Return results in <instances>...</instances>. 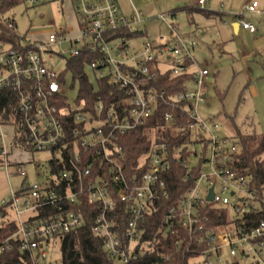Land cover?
Segmentation results:
<instances>
[{"label":"built area","instance_id":"obj_1","mask_svg":"<svg viewBox=\"0 0 264 264\" xmlns=\"http://www.w3.org/2000/svg\"><path fill=\"white\" fill-rule=\"evenodd\" d=\"M21 1L30 6L67 3L73 20L62 17L59 28L44 36L34 34L26 42L15 33L11 19L4 18L11 33L0 31V166L14 165L19 173L21 155L43 151L49 153L50 166L42 182L23 184L2 207L0 226L10 230L0 239V264L9 263L3 257L14 252L19 253L16 264H52L49 250L59 237L84 226L85 206L94 213L92 234L102 240L109 258L116 264L140 260L155 250L154 241L143 238L140 224L161 208V199H168L164 175L173 165L188 170L184 183L191 179L189 172L197 170L192 186L166 207L163 217L166 231L178 237L175 246L191 255L186 264H264V218L251 226L244 218L260 205L249 181L230 166L236 145L215 135L218 124L198 113L209 73L206 68L190 69L196 43L176 32L174 14L157 17L169 36L136 48L135 40L145 33L142 14L134 9L124 15L116 0ZM206 2L195 0V6L203 9ZM257 7L252 1L243 12L258 14ZM243 15L239 26L254 33ZM85 52L91 56L85 74L90 69L95 79L108 80L122 94L114 104L107 105L101 96L93 106L77 99L76 108L68 103L64 73L50 61L54 55L69 59ZM159 74H192L193 80L187 90L169 96L146 91L145 82ZM157 100L173 109L164 113V124L180 122L189 140L170 152L155 132L147 150L130 162L121 138L148 123ZM197 145L202 146L201 155L193 164ZM35 164L41 167V162ZM210 206L226 209L224 224L210 225ZM124 213L127 222L122 228L117 217ZM162 258L164 264H176L169 255Z\"/></svg>","mask_w":264,"mask_h":264},{"label":"rangeland","instance_id":"obj_2","mask_svg":"<svg viewBox=\"0 0 264 264\" xmlns=\"http://www.w3.org/2000/svg\"><path fill=\"white\" fill-rule=\"evenodd\" d=\"M116 1L124 15L129 16L134 9L142 14L145 33L135 40L136 48L146 40L158 43L159 36H169L166 26L157 17L169 14L174 0ZM252 1L258 3L257 10L261 13L243 12ZM203 9L217 13L205 16L195 12L191 17L180 13L174 22L179 27V35L189 34L188 37L196 43L191 51L194 65L190 69L206 68L209 73L206 98L198 105V113L203 120L218 124L215 135L220 138L235 140L238 133L264 134V0H208ZM240 14H244L242 19L254 26L253 34L243 29L234 31L232 21L238 22ZM3 17L13 20L15 33L23 37V42L30 41L34 34L44 36L49 30L59 28L62 17L67 22L73 20L70 5L61 2L33 6L20 2L5 11ZM67 60V57L54 55L50 65L64 73L66 98L70 106L76 108L79 84L73 82L72 73L66 71ZM165 65L168 68L170 64ZM87 73L89 81L96 86L93 72L88 69ZM197 147V156L191 158L193 164L201 155L202 146ZM236 150L239 153L238 144ZM21 156L23 163L19 173L14 165H8L6 169L0 166V207L9 202L11 193L18 192L23 184L42 182L50 167L46 151L27 152ZM10 160L17 161L15 157ZM36 162H41V167L36 168ZM48 258L52 264H61L59 243L49 250Z\"/></svg>","mask_w":264,"mask_h":264},{"label":"trees","instance_id":"obj_3","mask_svg":"<svg viewBox=\"0 0 264 264\" xmlns=\"http://www.w3.org/2000/svg\"><path fill=\"white\" fill-rule=\"evenodd\" d=\"M22 2L21 0H0V31L3 33H11L5 29V17L3 14L9 8ZM203 11L198 7H188L184 11L187 13L194 9ZM175 13V12H174ZM171 12V14H174ZM91 59L88 53H83L77 58H69L67 60L66 71L72 73L73 82L79 84L77 102L86 101L87 104L93 106L96 102V97L101 96L107 105L114 104L118 101L122 94L116 92L115 86L108 80H96V86L89 81V77L85 74V66ZM64 78V77H63ZM193 80L192 74H187L175 78H170L169 74L158 75L156 80H148L145 82L144 89L146 91L153 90L156 92L164 91L166 95L185 91L190 86ZM163 101L157 100V106L148 123L136 130L127 132L121 138L124 149L128 156V161L134 162L135 158L147 150L151 144V137L158 133V141H164L170 147V152H173V146L179 145L184 141L189 140V131L181 130L180 122L175 125L166 126L163 121L165 112L172 111ZM177 112V111H175ZM233 144L240 146V151L234 156L230 166L239 176L244 177L249 181V189L255 192V200L258 201L260 208L256 211L247 212L245 214L246 224L255 225L264 218V158L261 155L264 153V134H240L236 139H231ZM205 154V150L203 151ZM204 156V155H203ZM188 174V170L181 166L173 165L171 171L164 175L166 183V191L168 199H161V208L157 210L151 217L147 218L140 224L144 230L143 238L154 241L155 250L143 255L142 258L130 264H150L157 262L164 264L163 255H169L176 264H186L190 254H186L184 250H179L175 243L177 236L170 231H166L163 217L166 214L168 205H175L177 200L184 194L193 184V176L197 174V170L189 172L191 179L184 183L182 178ZM191 174V175H190ZM118 207L123 206L117 203ZM86 218L83 227L71 231L59 237V250L61 253V264H116L113 259L109 258L103 248V242L100 238L92 234L93 211L91 207L85 206ZM3 208L0 207V217L2 216ZM208 214L211 216L210 225L215 226L225 223L226 209L223 207H211L208 209ZM127 214H123L122 218L117 217L120 227L124 228L127 222ZM10 229L0 226V239L4 237ZM199 249V248H198ZM18 252L11 253L9 256L3 257V261L10 259L7 264H16Z\"/></svg>","mask_w":264,"mask_h":264},{"label":"crops","instance_id":"obj_4","mask_svg":"<svg viewBox=\"0 0 264 264\" xmlns=\"http://www.w3.org/2000/svg\"><path fill=\"white\" fill-rule=\"evenodd\" d=\"M208 1V0H207ZM181 4V5H180ZM172 8L173 9H171V10H169V12L168 13H174V16H175V18H177L178 16H179V14L180 13H183V14H185V15H187V16H190L191 17V15L193 14V13H200V14H202V15H205V16H210V15H212V14H216L217 12L216 11H205L204 9V12L203 11H199V10H197L196 8L193 10V11H191V12H189V13H187L186 11H184V9L185 8H188V7H195V0H174L173 2H172ZM175 6H178V7H175ZM70 11H71V7H70ZM260 13H261V11H259ZM71 15H72V17H73V13H72V11H71ZM256 15V14H255ZM176 21V20H175ZM237 21L236 20H233L232 21V27H233V24L234 23H236ZM238 23V22H237ZM191 24V23H190ZM174 27H175V30H176V32L178 33V30H179V27H178V25H176L175 23H174ZM234 29V28H233ZM239 29H242L241 28V26H239V24H238V26H237V28H236V30L234 29V31L235 32H237ZM244 30V29H243ZM247 31V30H246ZM249 32V31H248ZM250 33V32H249ZM251 34H253V33H251ZM180 36H183V37H187V38H191V37H188L189 36V34H182V35H180ZM256 47L258 46V44H256L255 45ZM21 158H22V156H20Z\"/></svg>","mask_w":264,"mask_h":264},{"label":"water","instance_id":"obj_5","mask_svg":"<svg viewBox=\"0 0 264 264\" xmlns=\"http://www.w3.org/2000/svg\"><path fill=\"white\" fill-rule=\"evenodd\" d=\"M61 23H63V20L61 21ZM237 26H238V23L237 22L233 24V28L235 30H236ZM212 191H213V188L211 187L210 190H209V194L207 196V200H209V201L212 200Z\"/></svg>","mask_w":264,"mask_h":264}]
</instances>
